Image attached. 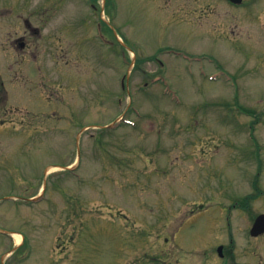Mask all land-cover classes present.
I'll use <instances>...</instances> for the list:
<instances>
[{"label": "rangeland", "instance_id": "rangeland-1", "mask_svg": "<svg viewBox=\"0 0 264 264\" xmlns=\"http://www.w3.org/2000/svg\"><path fill=\"white\" fill-rule=\"evenodd\" d=\"M87 1L0 0V264H218L264 211L233 205L256 177L264 193V28L198 0ZM25 7L38 59L12 44Z\"/></svg>", "mask_w": 264, "mask_h": 264}, {"label": "flooded vegetation", "instance_id": "flooded-vegetation-1", "mask_svg": "<svg viewBox=\"0 0 264 264\" xmlns=\"http://www.w3.org/2000/svg\"><path fill=\"white\" fill-rule=\"evenodd\" d=\"M174 1L175 0H173V2ZM180 1L181 2L178 3V5H180L181 7H187V0ZM196 2L198 3V5L195 7H201L200 11H202V13L200 17H203V19L207 16V14H211V12L216 11L215 9H212L209 12L206 9L207 7H216L217 11H219L220 8L226 7L232 11V14H235L236 12H241L239 13L238 18H246L249 20V22L257 21L259 23L258 27L264 28V0H216L214 4L210 3L209 0H198ZM5 8L10 11V14H13L15 12L16 7ZM24 11L25 13L23 14H17V17L24 28V33L18 35L15 39H13L12 44L13 47H16L17 45L19 49L28 51L31 50L32 47L36 45V42H38V39L42 37L41 25L45 23H37L36 20H32L29 17H26L25 15L28 14L30 11L29 7H25ZM58 30L59 29L57 28V30L54 31L53 34L54 39L60 41L61 36L59 35ZM220 34L219 36L223 38V36ZM262 34H264V31L262 32ZM228 37L232 38L231 41L243 38L240 35H228ZM258 41L264 42V39ZM38 53V46H35V49L32 50V52L30 53L28 51L27 54H31V57H33V59H38ZM38 68L41 69V65H39ZM0 86H3V82H0ZM246 198L249 202L251 197L247 196ZM256 198L257 197H253L251 201L255 202ZM249 214L250 216L254 215L252 212H250ZM254 219L252 223L254 222ZM250 229L251 228L249 227V232L247 234L245 233L244 229V238L246 243L243 245L242 248H240L239 243H237V239L234 237L231 231V233H229L230 237L228 241H220L217 244L218 264H264V233L260 235H252L250 233ZM219 248H221V253L218 252ZM239 251H241L242 253V258H239Z\"/></svg>", "mask_w": 264, "mask_h": 264}, {"label": "water", "instance_id": "water-1", "mask_svg": "<svg viewBox=\"0 0 264 264\" xmlns=\"http://www.w3.org/2000/svg\"><path fill=\"white\" fill-rule=\"evenodd\" d=\"M263 230H264V214L260 215L257 218L252 232L254 234H258V233L262 232Z\"/></svg>", "mask_w": 264, "mask_h": 264}, {"label": "bare ground", "instance_id": "bare-ground-1", "mask_svg": "<svg viewBox=\"0 0 264 264\" xmlns=\"http://www.w3.org/2000/svg\"><path fill=\"white\" fill-rule=\"evenodd\" d=\"M14 236L17 242L21 241L22 237L20 236V234H14Z\"/></svg>", "mask_w": 264, "mask_h": 264}]
</instances>
